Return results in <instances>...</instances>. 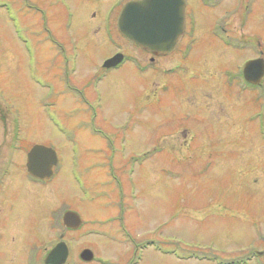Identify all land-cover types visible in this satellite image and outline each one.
Wrapping results in <instances>:
<instances>
[{
    "label": "rangeland",
    "instance_id": "rangeland-1",
    "mask_svg": "<svg viewBox=\"0 0 264 264\" xmlns=\"http://www.w3.org/2000/svg\"><path fill=\"white\" fill-rule=\"evenodd\" d=\"M127 1L0 0L12 18L0 9V144L18 119L21 149L12 161L22 163L24 146L37 144L51 147L59 160L40 192L15 187L27 192L12 194L14 209L0 221L12 229L0 233L2 264H23L21 246H40L44 264L60 235L68 264H132L133 258L135 264H230L264 237V172L238 162L249 146L258 147L257 137L250 126L247 136L218 137L220 147L244 153L218 149L223 155L206 158L195 121L204 114L201 89L165 84L172 57L160 54L153 63L149 52L120 35L116 21ZM222 1L218 11L202 10L208 34L211 18L231 0ZM259 6L253 21L263 24ZM237 16L220 20L239 34ZM117 54L125 62L106 69L104 62ZM223 54L224 68L243 57ZM137 63L155 66L156 75L137 73ZM67 211L82 221L75 232L63 229ZM148 242L154 246L138 249ZM83 250L92 253L91 262L80 261Z\"/></svg>",
    "mask_w": 264,
    "mask_h": 264
},
{
    "label": "flooded vegetation",
    "instance_id": "flooded-vegetation-1",
    "mask_svg": "<svg viewBox=\"0 0 264 264\" xmlns=\"http://www.w3.org/2000/svg\"><path fill=\"white\" fill-rule=\"evenodd\" d=\"M130 1L133 0H128L125 4ZM184 1L185 28L181 44L178 45L175 52H172L173 54L162 56H169L173 59L172 61L168 60V62L171 61V65L167 66L165 71L164 77L168 79L165 84H177L179 82L178 84H190L191 87L201 89L199 92L206 102H202V106H199L198 110L204 114L198 115L199 118H195V121L197 123V134L203 139L200 138V141L204 147L203 149L206 150L204 151L206 152V158L212 157L214 154L223 155L218 149H227L224 146L220 147L218 137H225L232 132L237 136L238 132L247 136L251 130L253 136L257 137L256 140L258 139V147L249 146L246 153L237 149H228L224 152L228 151L230 154L244 153L243 158L238 162L245 163L249 168L250 164H253L254 172L259 173L260 176L264 172L261 171V169H264V33H262L264 22L262 21L263 24H259L253 20L260 16L261 8L259 5L264 8L263 0H231L226 12L221 11L219 15L211 18L212 23L209 34L205 32L207 26H201L202 21L205 20L201 16L202 10L206 11L205 13L218 11L222 7L223 1ZM118 2L121 3L122 0H118ZM194 3H197L195 4L197 7L193 10L190 6L193 7L192 4ZM225 13L228 17L224 16ZM237 15L240 17L239 34H236L238 32H234L229 25H222L226 20L232 22ZM197 17L200 18V28L197 25ZM222 18L225 20L221 21ZM198 30L203 31V33L197 32ZM210 44L214 45L215 49L206 48ZM217 50L219 55L214 53ZM226 51L231 56L243 57L237 63H232L231 67L224 68L220 62L223 61L221 58L224 56L223 52ZM150 56L153 63L156 58H161L160 55L153 53H150ZM136 65L139 74L146 72L154 77L157 73L155 66L143 69L138 63ZM193 69H197V71L194 72ZM214 70L220 72L218 78L215 77ZM206 110H210V112H206ZM187 115L189 116V113ZM19 121L18 119L15 120V128L11 131L8 142L7 139L6 142L2 141V143L7 144H0V149L4 148L6 154V159L0 160V193L2 194L0 195V221L2 217H7L8 213H11L14 209L11 206L13 202L11 199L12 194L16 192L21 194V191H23L15 188L17 184L20 189L21 186L25 185L28 187L27 190H32L34 193L40 192V189L38 191L37 189L43 188V185L46 184L44 181L28 174L27 154L34 145L29 148L24 146L22 151L23 159H25L22 163L12 161L15 154L21 149L17 148L21 136ZM249 126L253 130L249 128V132L246 134V131H248L246 127ZM17 173H20L21 177ZM19 180L24 184H19ZM23 221V224H21L24 233L27 228L26 215ZM1 223L0 233L12 231L11 225L5 226L6 222ZM21 224L18 222L15 230L19 229ZM120 231L124 232V228ZM66 232L74 231L66 230ZM22 237L23 239L26 238ZM21 247L24 248L26 254L23 264H43L40 246H37L35 250L33 247ZM250 247L245 256L235 258L234 263L230 262V264H264V237H260Z\"/></svg>",
    "mask_w": 264,
    "mask_h": 264
},
{
    "label": "water",
    "instance_id": "water-1",
    "mask_svg": "<svg viewBox=\"0 0 264 264\" xmlns=\"http://www.w3.org/2000/svg\"><path fill=\"white\" fill-rule=\"evenodd\" d=\"M183 0H138L127 3L121 10L117 29L134 46L156 55L171 53L179 42L184 27ZM120 55L108 60L105 68L113 67L121 61ZM57 164L53 150L34 146L27 156L28 173L39 179L52 176V167ZM63 224L69 229H78L81 225L79 216L66 212ZM68 250L64 243L57 244L47 254L44 264H65ZM80 258L89 262L93 255L84 250Z\"/></svg>",
    "mask_w": 264,
    "mask_h": 264
}]
</instances>
